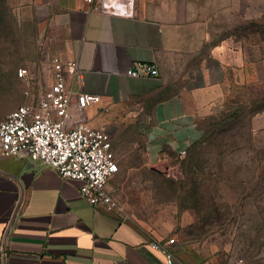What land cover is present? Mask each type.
I'll return each instance as SVG.
<instances>
[{
  "label": "crops",
  "instance_id": "obj_1",
  "mask_svg": "<svg viewBox=\"0 0 264 264\" xmlns=\"http://www.w3.org/2000/svg\"><path fill=\"white\" fill-rule=\"evenodd\" d=\"M30 1L61 41L60 59L78 63L82 78L68 76L69 87L101 96L86 109L88 123L111 131L120 170L188 151L201 134L206 90L220 86L232 62L231 45L207 47L205 18L192 0ZM143 63L159 74H127ZM80 184L22 155H0V264H167L151 243L168 235L91 205ZM173 236V264L230 262Z\"/></svg>",
  "mask_w": 264,
  "mask_h": 264
},
{
  "label": "rangeland",
  "instance_id": "obj_2",
  "mask_svg": "<svg viewBox=\"0 0 264 264\" xmlns=\"http://www.w3.org/2000/svg\"><path fill=\"white\" fill-rule=\"evenodd\" d=\"M192 1L207 47L231 45L225 79L200 106L201 134L184 156L121 168L111 183L127 217L221 262L264 264V0ZM61 48L30 0H0V121L52 83Z\"/></svg>",
  "mask_w": 264,
  "mask_h": 264
},
{
  "label": "built area",
  "instance_id": "obj_3",
  "mask_svg": "<svg viewBox=\"0 0 264 264\" xmlns=\"http://www.w3.org/2000/svg\"><path fill=\"white\" fill-rule=\"evenodd\" d=\"M53 69V81L48 87L0 121V155H22L51 167L64 179L79 181L80 193L91 205L120 211L119 199L110 186L120 171L112 133L107 128L91 126L86 115L90 105L101 102V96L75 92L69 87L68 76L77 81L82 78L76 60L58 59ZM127 74L156 76L159 70L155 64L143 63L140 69L129 68ZM18 76L27 79L28 70L20 67ZM26 94L31 96L29 91ZM176 243L177 238L173 236L157 240L151 246L165 255L167 264H173ZM225 264L253 263L236 259Z\"/></svg>",
  "mask_w": 264,
  "mask_h": 264
}]
</instances>
